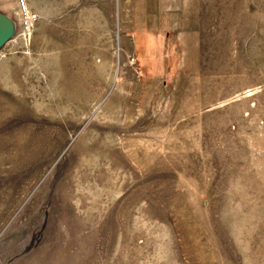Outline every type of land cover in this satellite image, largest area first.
<instances>
[{
    "label": "rangeland",
    "instance_id": "1",
    "mask_svg": "<svg viewBox=\"0 0 264 264\" xmlns=\"http://www.w3.org/2000/svg\"><path fill=\"white\" fill-rule=\"evenodd\" d=\"M0 10V264H264V0Z\"/></svg>",
    "mask_w": 264,
    "mask_h": 264
},
{
    "label": "water",
    "instance_id": "2",
    "mask_svg": "<svg viewBox=\"0 0 264 264\" xmlns=\"http://www.w3.org/2000/svg\"><path fill=\"white\" fill-rule=\"evenodd\" d=\"M17 32V22L0 10V50L11 41Z\"/></svg>",
    "mask_w": 264,
    "mask_h": 264
}]
</instances>
